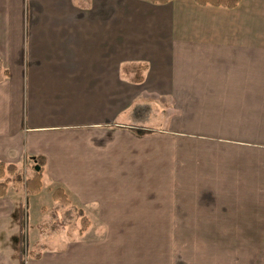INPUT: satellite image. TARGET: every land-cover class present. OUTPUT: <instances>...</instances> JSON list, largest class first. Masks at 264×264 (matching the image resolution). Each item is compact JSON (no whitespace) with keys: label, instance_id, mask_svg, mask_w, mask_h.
<instances>
[{"label":"crops","instance_id":"obj_1","mask_svg":"<svg viewBox=\"0 0 264 264\" xmlns=\"http://www.w3.org/2000/svg\"><path fill=\"white\" fill-rule=\"evenodd\" d=\"M252 1L0 0V160L18 168L0 198V264H264ZM56 189L89 224L33 233L26 256L25 223L42 226Z\"/></svg>","mask_w":264,"mask_h":264},{"label":"trees","instance_id":"obj_2","mask_svg":"<svg viewBox=\"0 0 264 264\" xmlns=\"http://www.w3.org/2000/svg\"><path fill=\"white\" fill-rule=\"evenodd\" d=\"M154 5H166L171 3L173 0H146ZM196 5L201 7H214V8H224L228 10L236 9L242 0H192ZM142 72L145 68L140 67ZM140 70V69H139ZM143 81V74L138 79L137 82L141 83ZM43 163L39 161V158L36 159V165L32 167V176L26 180V189L29 194H37L42 189V171ZM39 166L40 170L37 171L36 167ZM18 168L15 164L5 163L0 160V198H3L7 195L8 186L12 181V177L16 175ZM53 197L57 201L58 208H64L66 206L70 207L65 212V217L67 219H73V212H77L78 216L82 218V227L81 231L85 230L89 224L88 219L84 215L83 211L71 205L70 200L67 198V195L61 189H56L54 191ZM66 220V219H65ZM25 236V234H23Z\"/></svg>","mask_w":264,"mask_h":264},{"label":"rangeland","instance_id":"obj_3","mask_svg":"<svg viewBox=\"0 0 264 264\" xmlns=\"http://www.w3.org/2000/svg\"><path fill=\"white\" fill-rule=\"evenodd\" d=\"M252 0H245L246 4H250ZM255 0L252 1V3H254ZM258 2H261L263 8H264V0H259ZM251 3V7L253 8V4ZM248 33V38L247 39H252L254 38V30H247ZM26 171V169L23 167V172ZM41 199L44 200V196L40 197ZM38 200V199H37ZM44 204L46 205V200H44ZM26 204V203H25ZM33 205L34 203L30 201V205ZM32 205L30 206V208L32 207ZM72 205V204H71ZM74 206V205H72ZM70 207L66 206L64 208H58L57 204L54 207H49L48 209L46 208L44 211L42 210V214H44L46 220L43 221L42 226L39 228L33 227L31 226V220L28 222H26L25 224V228H24V233L25 236L27 235V238L25 239L24 237V249H25V255L28 256L29 253V249H30V241L34 240V237L32 236L33 233H37L39 234L41 237H44L46 235H54V234H59V233H63L64 231H68V233L70 234H74V232H77V230L82 227V218L81 216L77 215V212H73V219H67L64 215L65 212L67 211V209H69ZM26 212H28V210L26 209ZM51 218L50 221H48V218ZM66 219V220H65ZM63 221V222H62ZM50 222V223H49ZM64 223L66 224V226H64ZM68 225V226H67ZM32 228V230H31ZM37 238V237H35Z\"/></svg>","mask_w":264,"mask_h":264},{"label":"water","instance_id":"obj_4","mask_svg":"<svg viewBox=\"0 0 264 264\" xmlns=\"http://www.w3.org/2000/svg\"><path fill=\"white\" fill-rule=\"evenodd\" d=\"M36 170H37V171H39V170H40V167H39V166H37V167H36Z\"/></svg>","mask_w":264,"mask_h":264}]
</instances>
